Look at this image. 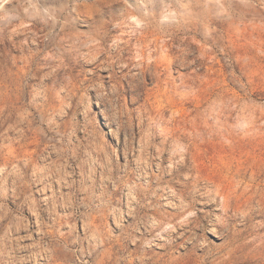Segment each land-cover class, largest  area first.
Instances as JSON below:
<instances>
[{
	"label": "rangeland",
	"instance_id": "374dc122",
	"mask_svg": "<svg viewBox=\"0 0 264 264\" xmlns=\"http://www.w3.org/2000/svg\"><path fill=\"white\" fill-rule=\"evenodd\" d=\"M0 264H264V0H0Z\"/></svg>",
	"mask_w": 264,
	"mask_h": 264
}]
</instances>
